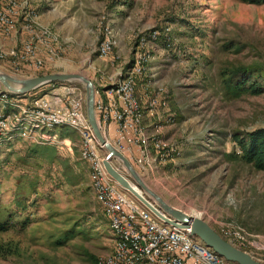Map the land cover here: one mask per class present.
Instances as JSON below:
<instances>
[{
  "label": "rangeland",
  "instance_id": "1",
  "mask_svg": "<svg viewBox=\"0 0 264 264\" xmlns=\"http://www.w3.org/2000/svg\"><path fill=\"white\" fill-rule=\"evenodd\" d=\"M16 4L13 32L8 37L0 33V51L6 54L0 73L19 80L79 74L94 87L117 74L123 76L137 55L147 57L135 88L138 95L147 85L149 93H158L165 104L162 116L171 122L163 125L160 136L174 153L142 173L152 178L141 180L166 205L203 220L217 235L231 227L241 230L247 242L253 240L263 250L232 245L264 264V174L227 157L232 130L264 127V94L225 98L219 77L230 64L264 71V4L238 0H17ZM23 8L32 13L35 57L41 62L37 69L10 56L20 54L29 39L23 30ZM152 33L154 41L148 38ZM107 38L113 45L99 58L97 49ZM230 45L242 50L227 52ZM67 86L83 93L76 83H57L41 94ZM39 96L12 99L24 103ZM55 136L56 144L45 145L54 151L56 161L51 163L27 156L31 141L13 139L0 147L2 216V210H14L15 198L25 193L37 201L11 218L15 230L0 233V264H92L90 258L97 262L112 250L107 223L88 189L87 167L79 161L77 137L73 132L69 137ZM99 154L105 155L102 150ZM110 161L126 177L121 165ZM30 184L34 187L29 189ZM24 217L30 223L21 230L17 222ZM70 228L75 230L73 239L54 246Z\"/></svg>",
  "mask_w": 264,
  "mask_h": 264
},
{
  "label": "built area",
  "instance_id": "2",
  "mask_svg": "<svg viewBox=\"0 0 264 264\" xmlns=\"http://www.w3.org/2000/svg\"><path fill=\"white\" fill-rule=\"evenodd\" d=\"M0 1L3 5L0 10V33L8 37L14 30L17 0ZM22 10L26 11L23 30L29 39L22 44L20 54L11 53L10 56L28 61L37 69L41 62L35 57L37 37L32 31V13L26 8ZM148 38L154 41L155 33ZM112 45L110 38L102 42L97 49L99 58L105 57ZM5 57L6 54L0 51V61ZM146 60L144 55H137L134 65L123 76L117 74L93 87V112L102 138L138 174L169 160L174 153L160 136L163 125L170 124L171 119L162 116L165 104L159 101L158 93L151 95L147 85H144L140 95H137L135 80L143 71L142 65ZM57 89L24 103L14 101L0 91V147L13 139L40 145L56 144L55 134L49 133L55 128H66L75 134L79 144V161L87 167L93 199L100 207L112 237L110 254L95 264H225L223 259L191 237L189 230L162 224L136 199L126 196L116 186L102 165L106 152L96 142L87 124L84 92L71 86ZM158 110L162 111V126L158 124ZM144 120L153 122L145 124ZM101 150L105 155L99 154ZM220 232L218 236L228 240L231 246L237 243L253 250H263L255 241L247 242L239 229L231 227Z\"/></svg>",
  "mask_w": 264,
  "mask_h": 264
},
{
  "label": "water",
  "instance_id": "3",
  "mask_svg": "<svg viewBox=\"0 0 264 264\" xmlns=\"http://www.w3.org/2000/svg\"><path fill=\"white\" fill-rule=\"evenodd\" d=\"M53 83H76L82 86L87 124L96 142L106 152V159L102 162L104 171L120 190L136 199L162 224L189 230L191 237L226 263L260 264L247 253L238 250L220 238L203 220L192 218L169 207L147 188L140 175L128 161L102 138L93 112V85L88 79L79 74H50L19 80L0 73V89L12 96H23ZM110 160H114L121 165L126 177L112 167ZM133 189L138 191V194Z\"/></svg>",
  "mask_w": 264,
  "mask_h": 264
},
{
  "label": "trees",
  "instance_id": "4",
  "mask_svg": "<svg viewBox=\"0 0 264 264\" xmlns=\"http://www.w3.org/2000/svg\"><path fill=\"white\" fill-rule=\"evenodd\" d=\"M238 1L242 4L254 6L264 4V0ZM2 8L3 5L1 6L0 10H2ZM232 49L237 54L242 50L241 47L234 45L226 47L227 52ZM228 66L229 67H226V69L221 70L219 73L220 87L225 98L235 100L243 96L256 97L264 94V71L254 66L232 64ZM55 85H57V83L43 86L23 96H8L10 98H23L24 96H29L30 94L33 95L40 93V95H42L41 91H44V89L49 86L52 87ZM49 133L56 134L61 138L66 136L69 137L71 135V131L66 128H55ZM228 139L232 146L231 152L227 154V157L229 159L241 162L249 166L253 171L264 174V127L256 128L251 131H239L234 129L231 131ZM26 151L27 156L38 158L41 162L45 161L47 163H51L56 161L54 151L48 146L29 143ZM22 160L26 162L25 157L22 158ZM71 181H73L71 182L73 185H76V178L71 179ZM33 187L34 186L32 184L29 185V189ZM88 189L90 190V187ZM30 195L31 194H29L28 192L24 195L16 197L13 202L14 210L7 212L6 209H3L2 212L4 216H2L0 212V233H7L10 229L15 230L13 226L14 224L16 225V223L12 224L10 221L11 218H14V215L18 216L21 212H24L27 206L33 207V205L37 203L35 198L30 197ZM17 223L20 226V229L23 230L26 225L30 223V221L28 217H24ZM74 231L75 230H73L72 228L64 231L62 235H60L53 242V245L62 247L64 244L73 239V237L75 236ZM239 250L242 252L245 251L243 249ZM90 260L92 264L96 263V260L94 258H90Z\"/></svg>",
  "mask_w": 264,
  "mask_h": 264
},
{
  "label": "crops",
  "instance_id": "5",
  "mask_svg": "<svg viewBox=\"0 0 264 264\" xmlns=\"http://www.w3.org/2000/svg\"><path fill=\"white\" fill-rule=\"evenodd\" d=\"M0 39H3L1 36H0ZM141 93V92H140ZM140 93H138L139 95H140ZM146 120H144V122H145ZM146 174V173H145ZM145 174H140V176H141V178H152L151 176H149V175H145ZM87 179V178H86ZM88 181V180H87Z\"/></svg>",
  "mask_w": 264,
  "mask_h": 264
},
{
  "label": "bare ground",
  "instance_id": "6",
  "mask_svg": "<svg viewBox=\"0 0 264 264\" xmlns=\"http://www.w3.org/2000/svg\"><path fill=\"white\" fill-rule=\"evenodd\" d=\"M133 190H134V192H135V193H137V194H138V191H136L135 189H133ZM187 215H188V214H187ZM190 217H191V216H190Z\"/></svg>",
  "mask_w": 264,
  "mask_h": 264
},
{
  "label": "flooded vegetation",
  "instance_id": "7",
  "mask_svg": "<svg viewBox=\"0 0 264 264\" xmlns=\"http://www.w3.org/2000/svg\"><path fill=\"white\" fill-rule=\"evenodd\" d=\"M225 264H230V263H225Z\"/></svg>",
  "mask_w": 264,
  "mask_h": 264
}]
</instances>
